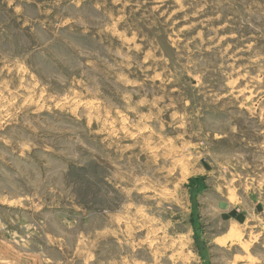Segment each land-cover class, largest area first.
Instances as JSON below:
<instances>
[{
  "label": "rangeland",
  "instance_id": "obj_1",
  "mask_svg": "<svg viewBox=\"0 0 264 264\" xmlns=\"http://www.w3.org/2000/svg\"><path fill=\"white\" fill-rule=\"evenodd\" d=\"M0 264H264V0H0Z\"/></svg>",
  "mask_w": 264,
  "mask_h": 264
}]
</instances>
